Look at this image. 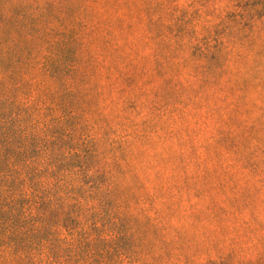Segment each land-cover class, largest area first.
<instances>
[{"label":"trees","instance_id":"trees-1","mask_svg":"<svg viewBox=\"0 0 264 264\" xmlns=\"http://www.w3.org/2000/svg\"><path fill=\"white\" fill-rule=\"evenodd\" d=\"M0 264H264V0H0Z\"/></svg>","mask_w":264,"mask_h":264}]
</instances>
